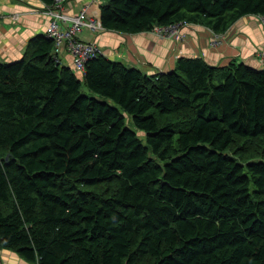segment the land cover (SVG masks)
<instances>
[{
	"label": "trees",
	"instance_id": "1",
	"mask_svg": "<svg viewBox=\"0 0 264 264\" xmlns=\"http://www.w3.org/2000/svg\"><path fill=\"white\" fill-rule=\"evenodd\" d=\"M246 16L264 0H106L99 20L222 34ZM52 52L35 37L0 63V250L29 264H264V67L179 57L149 75L100 56L76 75Z\"/></svg>",
	"mask_w": 264,
	"mask_h": 264
},
{
	"label": "crops",
	"instance_id": "2",
	"mask_svg": "<svg viewBox=\"0 0 264 264\" xmlns=\"http://www.w3.org/2000/svg\"><path fill=\"white\" fill-rule=\"evenodd\" d=\"M105 2L69 0L65 4L64 13L74 17L85 7L89 16L99 19L100 7ZM48 7L40 0H0V63L21 61L31 39L40 36L46 38L50 23ZM181 33L185 39L176 42L159 38L151 32L127 35L105 30L97 34L84 30L80 38L85 42H95L109 60L149 75L172 71L179 57H201L208 64L218 67L227 66L232 61L254 70L264 67L259 63L257 54L259 51L264 52V28L259 17H242L226 32L216 34L220 44L215 49L208 45L213 34L209 29L191 24L185 26ZM57 59L61 67L73 71L72 58L64 47L59 51ZM0 264L29 263L13 252L0 250Z\"/></svg>",
	"mask_w": 264,
	"mask_h": 264
},
{
	"label": "built area",
	"instance_id": "3",
	"mask_svg": "<svg viewBox=\"0 0 264 264\" xmlns=\"http://www.w3.org/2000/svg\"><path fill=\"white\" fill-rule=\"evenodd\" d=\"M69 0H54L48 7L47 14L50 17L49 27L46 38L53 41L52 59L58 63L57 55L62 47L72 58L73 71L80 75L85 73L86 64L100 56L104 57L102 50L95 42H85L81 40L82 31L88 30L93 33H100L103 28L100 20L89 16L86 8L81 9L74 17L64 13V7ZM260 23L264 28V16L259 17ZM185 25H174L164 28V32L169 30L173 33H179L177 29ZM157 30H161L157 27ZM213 45H219V38L213 35ZM259 63L264 66V53L258 54Z\"/></svg>",
	"mask_w": 264,
	"mask_h": 264
},
{
	"label": "rangeland",
	"instance_id": "4",
	"mask_svg": "<svg viewBox=\"0 0 264 264\" xmlns=\"http://www.w3.org/2000/svg\"><path fill=\"white\" fill-rule=\"evenodd\" d=\"M185 26H187V25H185ZM185 26H183V27H180V26H179V28L177 29V31L179 30V33H173L172 30H171V31L166 30V31L164 32V28H159V29L161 30V32H160L159 30H157V28H154V30H152L151 33H154V34H155L156 36H158L159 38H163V39H166V40H170V41H172V42L182 41V40L185 39V36L182 35L181 30H182ZM204 28H205V27H204ZM206 29H207V28H206ZM92 33H93V32H92ZM94 34H97V33H94ZM212 35H216V34L213 33ZM212 35H211L210 40L208 41V45H209L210 48H214V49H215V48H217L219 45H213V42H212V40H213V36H212ZM102 52H103V51H102ZM262 53H264V52H263V51H259V52H257V54H262ZM103 54H104V52H103ZM258 58H259V56H258ZM258 60H259V59H258ZM76 74H78V73H76ZM237 151H238V153L236 154V156H237L239 159H242V156H243V150L237 148ZM230 154L233 156L234 152L232 151ZM246 157L253 158V157H256V156H254L253 154L248 153V154L246 155Z\"/></svg>",
	"mask_w": 264,
	"mask_h": 264
}]
</instances>
